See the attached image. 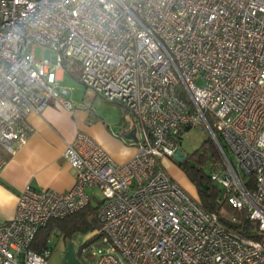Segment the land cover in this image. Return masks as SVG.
I'll use <instances>...</instances> for the list:
<instances>
[{
	"label": "built area",
	"instance_id": "2783aa9c",
	"mask_svg": "<svg viewBox=\"0 0 264 264\" xmlns=\"http://www.w3.org/2000/svg\"><path fill=\"white\" fill-rule=\"evenodd\" d=\"M65 58L127 110L136 151L117 161L76 131L62 152L73 185L24 186L0 222V264H48L49 243L31 247L37 230L95 189L104 236L81 248L91 264H264V0H0V170L2 151L14 154L33 130L29 113L50 101L72 109ZM198 123L222 155L210 176L256 222L251 236L223 221L228 210H205L162 163L180 148L179 130Z\"/></svg>",
	"mask_w": 264,
	"mask_h": 264
},
{
	"label": "crops",
	"instance_id": "0c3cea01",
	"mask_svg": "<svg viewBox=\"0 0 264 264\" xmlns=\"http://www.w3.org/2000/svg\"><path fill=\"white\" fill-rule=\"evenodd\" d=\"M64 73L62 71V78ZM72 110L50 101L41 112L29 113L33 130L26 142L12 155L2 151L7 161L0 170V222L14 215L18 195L26 184L57 190H66L73 185L75 172L62 152L76 131L93 136L117 161L127 160L135 153V143L124 137L134 127L131 116L130 124L118 121L114 127L103 120L85 124L82 121L84 112L77 113L80 118L73 122L69 118ZM80 232L67 236L53 230L48 238L51 247L48 264H91L80 255L79 248L88 237Z\"/></svg>",
	"mask_w": 264,
	"mask_h": 264
},
{
	"label": "trees",
	"instance_id": "16d2710c",
	"mask_svg": "<svg viewBox=\"0 0 264 264\" xmlns=\"http://www.w3.org/2000/svg\"><path fill=\"white\" fill-rule=\"evenodd\" d=\"M65 72H69L76 79L79 80L78 65L72 59L65 58L63 61ZM115 102V101H114ZM118 103V102H117ZM123 112L127 110L118 103ZM128 113V112H127ZM129 114V113H128ZM191 125H186L179 130L177 143L180 147L182 129H188ZM217 139L222 144L220 135L214 130ZM205 140L200 147L193 153L187 154L185 159L177 162L179 167L185 172L188 179L193 183L194 191H188L200 203V205L207 211L216 212L221 215L222 210L227 209L232 213V218L224 219L223 221L230 226L234 231L245 236H251L256 231V222L249 218L244 211L236 210L228 204L224 197V188L222 185L211 178V173L218 171L222 165V155L215 140L210 135V141L205 143ZM208 163L210 172L203 171L202 164ZM101 201L96 195L92 196L84 206L78 210L68 213L62 217H52L44 225L40 226L32 240L31 247L40 252L48 243V238L53 230H59L65 235L69 236L75 231L89 232L88 237L81 244L79 248L80 255L81 248L88 242L99 240L102 242L104 236L101 229V223L97 216L96 210ZM83 258V256H82ZM87 261L89 259L83 258Z\"/></svg>",
	"mask_w": 264,
	"mask_h": 264
},
{
	"label": "rangeland",
	"instance_id": "374dc122",
	"mask_svg": "<svg viewBox=\"0 0 264 264\" xmlns=\"http://www.w3.org/2000/svg\"><path fill=\"white\" fill-rule=\"evenodd\" d=\"M42 54V48L36 46L34 48V56L39 58L42 56ZM197 82H200V80H197ZM61 83L67 86L70 90L68 97L73 104V110L69 112V118L71 121H76L77 117H79L77 113L84 112L85 117L82 119V121L84 123L86 122L85 124L90 121L93 123L97 120H103L107 124L114 127L117 126L116 123L118 121H121L122 124L131 123L130 115L127 112H123L122 108L116 101H109L96 94L92 89L86 87L81 81L76 79L69 72H65L63 74ZM182 130L183 132L181 133L182 136L180 148L187 154L195 152L205 140H207L205 143L210 141V133L201 123L192 124L188 129ZM162 163L169 174L176 181H178L186 190L193 192V183L188 179L185 172L179 167L173 158L163 157ZM202 168L204 172H210L208 163L202 164ZM95 192L97 198L102 197L98 189H95ZM80 233H82V235L84 234L85 237H87L89 234V232Z\"/></svg>",
	"mask_w": 264,
	"mask_h": 264
},
{
	"label": "water",
	"instance_id": "95a60500",
	"mask_svg": "<svg viewBox=\"0 0 264 264\" xmlns=\"http://www.w3.org/2000/svg\"><path fill=\"white\" fill-rule=\"evenodd\" d=\"M124 137L129 140L135 141L136 140L135 127L129 130L126 134H124ZM185 157H186V153L181 148H178L176 152L173 154V159L176 162L182 161L183 159H185Z\"/></svg>",
	"mask_w": 264,
	"mask_h": 264
},
{
	"label": "bare ground",
	"instance_id": "6f19581e",
	"mask_svg": "<svg viewBox=\"0 0 264 264\" xmlns=\"http://www.w3.org/2000/svg\"><path fill=\"white\" fill-rule=\"evenodd\" d=\"M64 158V157H63ZM70 165V164H69Z\"/></svg>",
	"mask_w": 264,
	"mask_h": 264
}]
</instances>
